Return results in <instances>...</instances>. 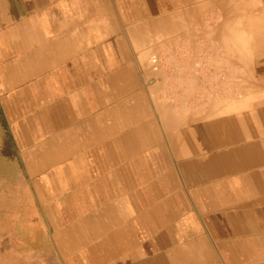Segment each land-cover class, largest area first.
<instances>
[{
    "label": "crops",
    "instance_id": "obj_1",
    "mask_svg": "<svg viewBox=\"0 0 264 264\" xmlns=\"http://www.w3.org/2000/svg\"><path fill=\"white\" fill-rule=\"evenodd\" d=\"M203 13L264 52V0H0V264H264V85L204 107L149 65Z\"/></svg>",
    "mask_w": 264,
    "mask_h": 264
},
{
    "label": "rangeland",
    "instance_id": "obj_2",
    "mask_svg": "<svg viewBox=\"0 0 264 264\" xmlns=\"http://www.w3.org/2000/svg\"><path fill=\"white\" fill-rule=\"evenodd\" d=\"M210 13H203L200 22L193 26L197 27V31L188 30V33H198V27L202 24V43L188 44L185 46V60L180 58L178 45L171 46L172 51L166 53V57H154L149 59V65L154 72V79H159L158 84L170 87L169 95L171 97H179V86L198 87L197 93H189L186 95L194 97H202L204 107L211 97H219L226 100L227 97L235 96L245 97L251 101L259 100L261 88L264 85V52L259 50L261 46H252L250 59L246 60H227L228 54L225 46L213 45L211 32L216 24V18L211 20ZM193 32V33H192ZM185 68L187 72H180ZM147 82V78L144 79ZM234 85V88L233 86ZM162 95V94H160ZM223 98V99H221ZM243 99H241L242 101ZM173 101V100H172ZM200 105V102H192V109L188 110L194 114V108ZM208 106V105H207ZM198 106H196L197 108ZM199 110V109H198ZM203 112H209V107L202 108ZM197 111V110H196Z\"/></svg>",
    "mask_w": 264,
    "mask_h": 264
},
{
    "label": "bare ground",
    "instance_id": "obj_3",
    "mask_svg": "<svg viewBox=\"0 0 264 264\" xmlns=\"http://www.w3.org/2000/svg\"><path fill=\"white\" fill-rule=\"evenodd\" d=\"M154 63H156V60L152 59Z\"/></svg>",
    "mask_w": 264,
    "mask_h": 264
}]
</instances>
